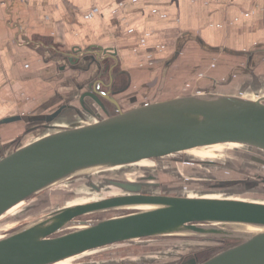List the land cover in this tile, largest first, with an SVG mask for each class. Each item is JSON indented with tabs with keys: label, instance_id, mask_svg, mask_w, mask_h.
Wrapping results in <instances>:
<instances>
[{
	"label": "water",
	"instance_id": "1",
	"mask_svg": "<svg viewBox=\"0 0 264 264\" xmlns=\"http://www.w3.org/2000/svg\"><path fill=\"white\" fill-rule=\"evenodd\" d=\"M51 59L60 72L81 70L78 73L89 80L78 99L82 109L71 107L84 122L54 127L68 105L48 115L0 121V125L39 123L45 131L0 157V218L47 189L95 171L215 146L237 145L264 154L263 98L200 93L123 110L114 90L127 91L128 74L119 70L113 49L58 50ZM91 70L98 72L94 81L89 79L94 74ZM90 103L104 116L93 113ZM82 112L90 118L86 120ZM109 184L122 195L65 206L2 237L0 264H57L108 246L160 237L225 245L205 260L190 256L180 258L178 264H264V203L152 195L143 192L156 185ZM224 186L240 190L243 186L246 193L258 185L251 179L219 182L218 187ZM113 211L130 212L103 220H79Z\"/></svg>",
	"mask_w": 264,
	"mask_h": 264
},
{
	"label": "crops",
	"instance_id": "2",
	"mask_svg": "<svg viewBox=\"0 0 264 264\" xmlns=\"http://www.w3.org/2000/svg\"><path fill=\"white\" fill-rule=\"evenodd\" d=\"M90 48L116 52L126 92L205 94L221 82L232 91L213 93L264 99V0H0V121L52 113L76 90L53 53ZM32 124L0 125V144Z\"/></svg>",
	"mask_w": 264,
	"mask_h": 264
},
{
	"label": "rangeland",
	"instance_id": "3",
	"mask_svg": "<svg viewBox=\"0 0 264 264\" xmlns=\"http://www.w3.org/2000/svg\"><path fill=\"white\" fill-rule=\"evenodd\" d=\"M81 65L80 67H83ZM145 67L152 68L154 65L152 67L151 65L149 67L146 65ZM67 69L70 80L72 79L76 84V90L70 91L72 92L71 95L65 92L62 95L65 99L63 101L60 100L62 96H57L54 101H50L52 110L60 105L76 108L78 95L84 93L87 89L89 80L78 73L81 70H77L74 73L71 72L70 68ZM95 72L89 75L90 81L97 77L98 72ZM148 82H151V78L144 79L142 84ZM165 82L170 84V81H162L161 86ZM230 87L231 85L220 82L217 88L207 89L205 94H218L213 93V91H232ZM145 93L146 95L139 93L134 87L132 91L122 94L118 99L122 98L124 100L134 97L129 103L126 101L123 110H129L150 101L155 102L197 94V92L192 91L173 93L172 90H152V92L145 91ZM67 98L68 100H66ZM52 110L50 109L49 112ZM38 113H42V111H38ZM64 115L69 116V120L54 124V127H67L72 123L84 122L72 113L65 112ZM35 127H38L39 130H33L36 129ZM20 128H22L21 131L24 133L25 131H33L23 134L22 137L15 138L13 143L0 144L3 148L0 152V157L9 154L21 145L31 142L45 132L40 130L42 128L39 123L23 125ZM241 147L237 145L207 147L156 161H143L133 165L117 167L102 172L87 173L72 178L39 193L2 216L0 218V239L65 206L70 207L109 197L121 196V191L110 185L109 181L156 185L151 189L144 190V194L212 199L243 198L248 201L264 203V184H261V181H264V167L247 160L249 156L260 157L264 160V155L254 154L251 150ZM186 156L202 159L206 164L198 162L194 158H186ZM250 179L255 181L258 186L246 193L243 186H241V190L240 187H218L219 182ZM127 212L113 211L91 215L79 220H103L120 216ZM245 230L255 232L248 228H245ZM223 246L225 245L220 242L160 237L108 246L58 264H178L180 258L187 259L190 256H195L198 261L205 260L213 250Z\"/></svg>",
	"mask_w": 264,
	"mask_h": 264
},
{
	"label": "flooded vegetation",
	"instance_id": "4",
	"mask_svg": "<svg viewBox=\"0 0 264 264\" xmlns=\"http://www.w3.org/2000/svg\"><path fill=\"white\" fill-rule=\"evenodd\" d=\"M114 91H115V93H118V94H116L115 99H116L117 103L119 104L120 108L123 109V107H124L126 101H128V103H129V102L131 101V99H124V100H122V98L118 99L120 96H122L121 89H120V90H114ZM119 92H121V93L119 94ZM78 99H79V95H78V97H77V99H76V100H77L76 102H77V105H78V107H76V108H80V109H82V108L80 107V105H79V101H78ZM88 106H89V108L91 109V111H92L93 113L97 112V113H99L100 116H104V115H103V112H102L100 109H98V108L96 109V107H95V105H94L93 103H90ZM80 109H79V110H80ZM63 112H69V113H72L73 115H77V113H75V111L72 110V108L65 109ZM63 112H62L61 116L57 119V121H56L54 124H58L59 122L61 123L62 121L65 122V121H68V120H69L68 117H65V116H64ZM76 112H77V111H76ZM111 112H112V110H111ZM82 115H83V117H84L86 120L90 118L89 114L86 113V112H82ZM62 116H63V117H62ZM77 116H78V115H77ZM63 118H65V119H63ZM62 119H63V120H62ZM54 126H55V125H54ZM35 130H37V129H35Z\"/></svg>",
	"mask_w": 264,
	"mask_h": 264
},
{
	"label": "trees",
	"instance_id": "5",
	"mask_svg": "<svg viewBox=\"0 0 264 264\" xmlns=\"http://www.w3.org/2000/svg\"><path fill=\"white\" fill-rule=\"evenodd\" d=\"M241 148L248 149V148H245V147H241ZM249 150H251L252 152H254V154L258 153V154H262V155H264L263 153H260V152L254 151V150H252V149H249ZM188 157H189V158H194V157L186 156V158H188ZM194 159L197 160L198 162L200 161V162L204 163V162H203L204 160H202V159H198V158H194ZM247 160H249L250 162H253V163L259 164V165H261V166H262V163H261V162H264L263 159H261L260 157H255V156H249V157H247ZM233 181H242V180H233ZM65 233H66V232H64V233H60V234H57L56 236H58V235H62V234H65Z\"/></svg>",
	"mask_w": 264,
	"mask_h": 264
},
{
	"label": "bare ground",
	"instance_id": "6",
	"mask_svg": "<svg viewBox=\"0 0 264 264\" xmlns=\"http://www.w3.org/2000/svg\"><path fill=\"white\" fill-rule=\"evenodd\" d=\"M230 146H231V145H230ZM127 166H128V165H127ZM121 167H122V166H121ZM115 168H117V167H115ZM110 169H113V168H110ZM110 169H104V170L106 171V170H110ZM104 170H100V171L102 172V171H104ZM100 171H97V172H100ZM95 172H96V171H95ZM95 172H94V173H95ZM92 173H93V172H92ZM21 204H22V203H21ZM18 205H20V204H18ZM18 205H17V206H18ZM79 205H82V204H79ZM72 206H74V205H72ZM15 207H16V206H15ZM15 207H13V208H15ZM68 207H69V206H68ZM70 207H71V206H70ZM13 208H12V209H13ZM12 209H10V210H12ZM143 209H144V210H148L149 208H143ZM10 210H9V211H10ZM9 211H8V212H9ZM8 212H7V213H8ZM4 215H5V214H4ZM4 215H3V216H4ZM248 229H249V228H248ZM251 230L257 232V230H254V229H251ZM72 259H73V258H72ZM65 261H67V260H65ZM63 262H64V261H63ZM60 263H61V262H60ZM57 264H58V263H57Z\"/></svg>",
	"mask_w": 264,
	"mask_h": 264
}]
</instances>
